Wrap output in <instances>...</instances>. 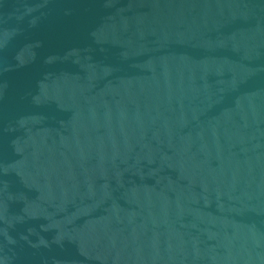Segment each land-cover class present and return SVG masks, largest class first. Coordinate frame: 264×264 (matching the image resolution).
<instances>
[{"label":"water","instance_id":"obj_1","mask_svg":"<svg viewBox=\"0 0 264 264\" xmlns=\"http://www.w3.org/2000/svg\"><path fill=\"white\" fill-rule=\"evenodd\" d=\"M0 264H264V0H0Z\"/></svg>","mask_w":264,"mask_h":264}]
</instances>
